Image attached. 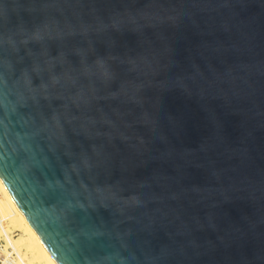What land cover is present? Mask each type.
<instances>
[{"label": "water", "instance_id": "obj_1", "mask_svg": "<svg viewBox=\"0 0 264 264\" xmlns=\"http://www.w3.org/2000/svg\"><path fill=\"white\" fill-rule=\"evenodd\" d=\"M0 182L56 264H264V0H0Z\"/></svg>", "mask_w": 264, "mask_h": 264}, {"label": "bare ground", "instance_id": "obj_2", "mask_svg": "<svg viewBox=\"0 0 264 264\" xmlns=\"http://www.w3.org/2000/svg\"><path fill=\"white\" fill-rule=\"evenodd\" d=\"M5 222L18 231L19 238L15 242L11 240L8 231L4 227ZM0 239L5 247V254L7 256L12 254V252L17 255L21 253L20 259L15 261L16 264H56L39 240L37 234L18 210L1 182Z\"/></svg>", "mask_w": 264, "mask_h": 264}, {"label": "built area", "instance_id": "obj_3", "mask_svg": "<svg viewBox=\"0 0 264 264\" xmlns=\"http://www.w3.org/2000/svg\"><path fill=\"white\" fill-rule=\"evenodd\" d=\"M1 245H3V244H1ZM1 245H0V247H2ZM1 250H2V248H1ZM1 253L2 252H0V264H12V262L18 261L20 259V255H21V253H19L17 255L14 252H12V254H10L9 256H7V254H6V256H2Z\"/></svg>", "mask_w": 264, "mask_h": 264}, {"label": "rangeland", "instance_id": "obj_4", "mask_svg": "<svg viewBox=\"0 0 264 264\" xmlns=\"http://www.w3.org/2000/svg\"><path fill=\"white\" fill-rule=\"evenodd\" d=\"M4 227L6 228V230L8 231L10 237H11V240L12 238L13 239H17L19 238V234H18V231L13 227L11 226L10 224L6 223L4 224ZM13 241V240H12ZM30 264V263H29Z\"/></svg>", "mask_w": 264, "mask_h": 264}, {"label": "trees", "instance_id": "obj_5", "mask_svg": "<svg viewBox=\"0 0 264 264\" xmlns=\"http://www.w3.org/2000/svg\"><path fill=\"white\" fill-rule=\"evenodd\" d=\"M17 239H18V238H17ZM17 239H13V238H12V240H13L14 242H15ZM1 244H3V243H2V241H1V239H0V245H1ZM1 246H2V247H0V252H2V253H1L2 256H6V254H5V252H6V251H5V247H4V245H1ZM1 248H2V250H1ZM12 264H16V262L14 261V262H12Z\"/></svg>", "mask_w": 264, "mask_h": 264}]
</instances>
